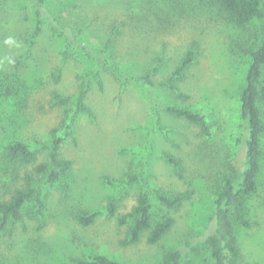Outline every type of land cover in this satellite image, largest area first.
<instances>
[{"label":"rangeland","instance_id":"374dc122","mask_svg":"<svg viewBox=\"0 0 264 264\" xmlns=\"http://www.w3.org/2000/svg\"><path fill=\"white\" fill-rule=\"evenodd\" d=\"M43 5L79 42L103 49L118 71L85 47L68 46L48 16L38 31L30 0H0V198H9L27 173L36 174L34 167L49 159L55 140L60 157L72 161L57 183L42 190L41 213L29 201L22 219L3 233L0 264H74L92 254L124 264H161L167 252L203 234L230 174L243 139L240 108L249 51L264 39V17L239 27L208 0H43ZM194 43L196 61L178 83L182 95L168 87L150 93L135 81L159 58L155 78L163 80ZM8 89L13 94L7 96ZM57 95L67 97V104H59ZM169 105L202 112L210 131L168 112ZM259 109L264 122V97ZM16 140L38 152L36 163L6 157ZM261 148L259 187L246 198L237 223L243 264H264V134ZM145 190L154 219L168 212L175 225L158 243L145 233L138 243L125 245L128 226L118 217ZM155 190L168 195L191 190L192 197L167 208ZM112 197L119 204L114 217L106 211ZM86 210L101 212L89 226L77 218ZM185 261L212 264L203 241Z\"/></svg>","mask_w":264,"mask_h":264},{"label":"trees","instance_id":"16d2710c","mask_svg":"<svg viewBox=\"0 0 264 264\" xmlns=\"http://www.w3.org/2000/svg\"><path fill=\"white\" fill-rule=\"evenodd\" d=\"M36 10L38 31L41 29L42 17L48 16L51 24L65 34L68 46L79 45L85 47L87 52L94 56L98 62L107 68L118 71L117 66L111 62L102 50H95L79 42L70 28L61 26L51 17L43 5V0H30ZM217 6L235 25L246 27L255 19L264 17L263 0H208ZM198 53L197 44L186 52L181 62L163 79L157 80L156 74L160 71L163 59L159 58L157 64L147 72L137 76L135 81L146 87L152 93L158 87H168L175 93L182 95L178 85L187 75L190 66L196 61ZM251 63L249 65L245 87L241 95V117L243 125V139L233 161H230V174L222 181L217 192V198L213 212L209 218L203 234L198 239H192L183 245L167 252L161 264H186V254L198 241H203L212 264H243L242 253L238 242L237 223L245 212L246 198L256 192L259 187L261 172V138L264 134V122L261 118L259 101L264 97V39L259 44L250 48ZM60 74V71L57 72ZM86 89L79 98V107L86 108L83 98ZM7 96L13 94L10 89ZM59 104L65 105L68 98L57 95ZM166 110L177 117L184 118L203 129L210 131L206 115L200 111L178 105L166 106ZM54 147L47 161L37 163L35 173H27L22 185L14 189L9 198H0V243L3 233L11 223L20 221L23 217L25 205L34 200L36 210L41 213L44 201L40 197L47 184L57 183L65 172L72 167V161L60 157V140L54 141ZM10 161H18L21 164H34L38 160V152L20 140L11 142L5 152ZM169 161L179 166L180 161L172 155H167ZM156 196L167 208L181 207L192 197L191 190L177 192L172 195L155 190ZM118 198L112 197L106 211L110 217L118 214ZM100 211H81L77 218L82 225L93 224ZM120 225H127V231L123 244L138 243L147 233L148 241L152 244L162 240L174 227L175 218L168 212L162 211L159 218L154 219L153 204L148 190L143 191L136 205L127 213L118 217ZM74 264H124L102 254H92L88 258H78Z\"/></svg>","mask_w":264,"mask_h":264}]
</instances>
